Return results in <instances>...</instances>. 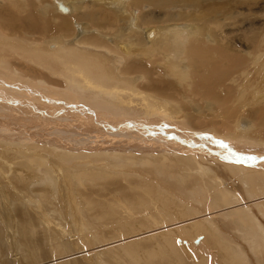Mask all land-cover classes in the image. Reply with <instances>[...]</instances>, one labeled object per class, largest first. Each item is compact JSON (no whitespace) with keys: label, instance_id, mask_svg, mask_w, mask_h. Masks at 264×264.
Listing matches in <instances>:
<instances>
[{"label":"bare ground","instance_id":"6f19581e","mask_svg":"<svg viewBox=\"0 0 264 264\" xmlns=\"http://www.w3.org/2000/svg\"><path fill=\"white\" fill-rule=\"evenodd\" d=\"M148 1L150 2V5L148 6H152V10H153V6L154 8H165L168 11V13L170 11L168 10L170 7L176 9L177 7L179 8V6H195V5L198 6L201 2V1L197 2L196 0H69V1H65V3L55 5L53 2H51V0H5V2L0 3L2 5L0 6V45H10V48L11 47L13 48V49L6 48L8 46H6L5 48L0 47V84L3 86L2 89L6 88V90H9L10 88L15 90V88H17L18 92L21 91L22 93L24 92L25 88L21 89L23 88L21 86H24L27 88L26 91L29 89L28 92L34 94L35 84H37V82L40 83V86L48 83L49 88L52 86L55 87L54 89H59V90H61L60 88L65 87L64 85L61 84H64L66 82V86L67 85L69 86L68 88H70L71 92L70 91L67 92L66 89V91L61 90L63 92L60 93L61 95L65 94V97L67 96L69 97L68 98L69 104L73 103L76 105L77 108L79 107L81 109L84 108L87 109L88 105H90V107L92 106V108L93 106H96L101 108L100 110H102V112L108 111L114 113L115 115L119 114L121 115V117L119 118H122L126 124H129V126L132 124L134 125L136 121H138L140 124L155 123L158 120L166 117V115L162 117V115L160 114L169 113L170 115H172L177 119L179 117V119L183 118L184 122L185 120L187 122H190L189 124L191 126H193L194 128H198V130H200L203 133L207 134L208 132L214 134L213 136L215 137V139L217 136L216 134L220 133L221 138H223L222 140L225 139L224 142H226L227 138L232 139L234 137L233 140H235V143L240 144L241 141V144L244 143V145H248V146L253 145V147L256 145L257 146L261 145L262 148V146H264V115H263L264 113L262 112L263 114L261 115V110L264 107V96L260 95L259 91L261 90L260 85L263 83L264 80V73L262 74V77L257 82V84L256 81L253 83V81L256 80V78L253 79L252 81L253 86H250V88L253 87L252 89L247 88L244 90V91L246 90L248 91L249 89L252 91V92L248 91L247 93L245 92V99L249 97L252 102L261 101L259 103H246L244 101L245 99L243 100L241 98L243 97V95L240 97L242 99L241 100L237 98L239 94L237 95L235 93L236 95L233 96L232 94H230V92L227 95V93L226 94L223 93L224 91L222 92L223 94L217 91L219 88L223 87L222 85L226 83L227 78L230 79V76L233 75L230 74L232 73L230 69H225L226 66L228 65H230L231 68L232 65L237 67L241 72H247L245 80L251 76L250 68L248 69L245 67L243 69L242 67L243 61H241L242 56H244L242 55V53L246 54L247 52L237 48V45H229V46L220 45L222 42L218 40H214V44L217 43L216 45L211 44L213 41L211 43L208 42L206 39V35L203 34L206 33L205 32L206 28L202 27L205 26L203 25L204 21H202L199 18L200 15H198L195 16L196 18L194 19L196 20L195 23L197 22V25L196 24L193 25L194 21H190L193 20V18L189 20L190 24L191 22H193L192 23L193 26H191L193 28L192 32L186 31L180 28L177 24H175L174 29L172 31L170 30L171 28H169L170 26L168 27L169 35L166 36L165 41H160L159 38L158 40L160 42L157 43L156 41L153 40L159 45L160 48L158 49H160L161 51L163 50L162 52V54H164L163 57L171 61V63L175 57L176 58L182 57V59L185 58L184 60L188 61V65L185 68H187L188 70L187 72L190 71L189 72L190 74L189 73L187 74L192 76L190 77L192 79V81L190 80V82H192L190 87L192 86V84L193 86L192 88L184 89L186 94L189 96L190 101L188 102L183 100L181 97V95H183L182 84L179 85L177 82H175V80H172L175 75L173 77L171 76L173 74H170L171 71L170 68L166 66H161L163 65L162 61H160L162 62L161 65L157 64L156 62L151 63L152 60H149L148 59L149 57L145 56L146 55L145 49L141 47V46L152 45L153 43L151 44L150 43L151 41L149 39L151 36L152 37L154 35L156 36V34H154L155 29L154 32L151 31L152 33L150 34L149 33L150 27L148 26L150 19L153 18L152 15L153 13L143 11L147 8L146 4L149 3H145V2ZM168 6L170 7L167 9ZM148 9L149 8H147V10ZM59 10H61V12ZM138 10H141L142 12L141 16L146 17L148 15L150 18L149 17L141 18ZM131 13H135L136 15L133 16ZM170 14H168L169 17ZM156 16L157 18L159 16V18L162 20L160 14ZM164 16L168 17L166 13ZM159 18L156 20L158 22H161ZM215 18L217 17L215 16ZM174 20H178V19L174 18ZM199 21L200 22L202 21L203 24L199 23ZM202 28H204L205 30ZM76 30L77 32L79 31L82 34L77 36ZM166 31L167 29H165V32ZM113 37L116 38L115 42H113ZM210 39L208 37V40ZM57 42L59 45L60 42L64 44V47L61 45L62 51L65 55L72 56L70 60L68 57H67L68 58L67 61H63L64 59L60 60L59 59L60 55L57 58L55 55L52 54H37V53L26 52L29 50L27 47L33 48V50L31 49V52L34 50L37 51L41 50L40 48L44 46H48L54 50L58 46V45H54ZM12 45H18V46H12ZM238 46L242 47L241 45ZM245 46L247 48V45ZM250 47L251 46H249L248 48ZM263 49L261 51L264 52ZM156 54L158 53H156L155 51V56ZM105 62L106 65L107 62H109L110 65L113 67V68L111 67L112 68L111 71L106 70ZM251 62L248 63L253 65V63ZM171 63L169 62V64ZM256 63L257 62H255L254 64ZM179 65L180 64L174 63L173 70L175 68L177 69ZM259 66L260 69L259 68L256 69ZM257 67L255 69L258 73H256V71L253 72L256 73V75L253 74L255 75L254 77H258L259 70H261L262 66L258 65ZM251 68H253V66ZM38 73L41 74V78H37L39 77ZM174 73L176 74V72ZM20 76L21 78H26L23 79L25 80V82L19 78ZM17 77L20 83H18L17 80H13V78H17ZM184 78H186V76ZM177 79L178 78H176V81ZM118 80L119 82L120 81L123 82L119 83ZM125 80H129V82ZM27 82L29 83L33 82L35 84L30 83L29 85L27 84ZM208 82L211 83V86H207ZM249 82L250 81L248 79V83ZM132 83L133 85L134 84L136 85L135 89L132 88L131 86ZM254 84H256L255 85L256 87L254 86ZM262 88H264V84ZM41 89L38 92H40ZM14 90H12V92ZM44 92H46V90ZM249 93L251 94L246 96V94ZM50 94H52V90ZM5 96L3 95L1 97H5ZM40 97H42V94H40ZM43 97H45V95H43ZM55 98L56 97H54V99ZM11 99L15 101H19L17 98L15 99L11 97ZM96 107H94V109ZM180 107L181 110H179L178 112H172L170 110V109H180ZM11 109H13V107ZM211 109L214 110V113L209 112ZM262 111H264V108ZM215 113L224 115V120H213L215 118ZM157 114H159L160 116H156ZM245 115L249 119L252 117L253 118L252 124H254L250 130L245 129L246 131L241 130L240 126H238L239 120L243 121L244 118L246 117ZM74 116H77V113ZM99 116H101V114ZM53 118L54 117H52V120ZM65 118L72 119L73 116L68 117V115H66ZM45 120L46 119H44V121ZM75 120L78 119L76 118ZM3 121H0V129H4L7 131L9 128V125L7 124L9 123H6L5 121L4 123H2ZM31 121L33 122V120ZM67 121L69 122V120ZM111 121L107 122V124L110 123ZM207 123H211V125L215 128H210V127L203 128L201 126ZM118 124H119L118 126H120V123ZM241 124L243 129V126L245 125H243L244 123ZM46 125H50L49 127L51 130L50 129L48 130L50 131V133L53 130L57 131L58 129H61L59 128L60 127L59 124L54 123L52 121H48V123L47 121H45L43 123V126ZM122 126L124 127L123 124ZM139 126H138V130L136 129L137 131L135 130L133 131L137 132L136 134L143 135V137L145 134L146 135L148 134V136L151 135L152 138L150 137V140L155 138V135H152L151 131L153 132L155 131V133L161 132L160 130L157 131L156 128H151V127L143 128ZM36 127L37 126H35V128ZM10 130H12V127ZM125 130L130 131L131 129L121 128L118 131H125ZM228 130H230V132ZM102 132L103 131H101L100 133V129H99V134H102ZM109 132L107 131L106 133L109 134ZM123 133H125L126 135V132ZM6 134H11V133H6ZM109 136L107 137H109V139H112L114 142L118 140V137H116L117 135L114 133L110 134ZM52 137L55 138L54 136ZM52 137L50 136V139H52ZM107 137L105 136L106 139ZM112 140L110 142H112ZM147 141L148 140H146V142ZM222 142L223 141H221V143ZM227 143H231L229 139L228 142H226V144ZM235 143H233L234 146L231 144L232 147L234 149L236 148L241 149V146L238 147L237 144L235 146ZM198 144H199L198 142H195L194 144L195 146L192 149L186 151L188 157H187V164H185L186 167L184 166V168L183 167L181 168L178 162L176 161L174 162L173 160H171L169 156L165 157L166 162H164V164L171 162L172 163L171 166L176 168V170L180 174V175L173 173L169 174L170 176L169 178H171L173 182H175L176 179L179 180L180 182L184 181L186 183L189 181L188 184L191 185L189 186L188 189L189 192L202 194L205 200L206 199L211 200V194L207 191L206 188L208 187V183L204 185L205 187L204 190L203 185L201 183H197L198 174L197 173L191 174V170L194 167L193 164H196L195 168L200 170V173L204 174V172L208 171L211 174V175L208 174V176L211 177L218 176L221 173L220 171H222L226 174H232V173L237 174L241 180L247 181L248 175L246 173H250L251 175H254L255 193L259 197L264 196V187L262 189L258 188L262 186V185H258V183L262 179H264V160H263L264 153L260 155H253L249 151H247L248 150L246 148L247 146H245L247 150H245L244 152L250 154V155H245L243 151H242L243 154L239 153V151H237L238 149L234 151L231 148L219 149L220 147H218L217 150H214L208 144H206L207 146L204 144L206 147V149L204 150L203 148L202 149L199 148ZM244 145L242 147H244ZM42 147L44 148L43 145L38 148H42ZM250 147L251 146H249V148ZM20 148H22L19 149L22 150L21 152L22 155L26 157L27 158L26 161L30 163L27 164L28 167L30 166L31 169H34V171L36 170L41 172L46 170L44 166L40 168L38 166L41 159L45 160L44 157L45 150H40V149L38 150L37 148L34 149L35 148L34 147L33 151H29L30 148L24 146ZM52 148L53 150H56L58 147L53 146ZM114 148H115V144H114ZM49 150L48 152L52 153V151ZM253 150L255 151V149ZM12 151L3 150L2 153H5V155L0 156V169L4 170L7 176L17 173L18 169H21L24 164L23 162L18 164L10 163V157L13 155ZM15 151L17 152V150ZM113 155L114 154H106L105 156H107L106 158H112ZM51 156L52 155L50 154V156L48 157L50 158ZM154 157L151 159L152 162L160 163V161H156ZM257 158H261L262 161ZM192 159H194L195 161H192ZM108 161L109 162L107 164V167L111 166L113 168L116 166V164L120 167L127 166L125 162L118 157L113 158L112 161L111 159ZM9 163L11 166H9ZM146 165H147L146 157L138 156L137 166L144 167ZM82 168H84V166ZM86 170L83 171L82 169L81 171L80 169L76 171L75 170L68 171L67 176L71 175L72 180L67 179L66 187L70 189L68 193L71 199H73L75 192L80 196L83 194L84 196H86L87 199L83 198L82 200H86L89 202V204H92L95 208H97L95 209L96 211L103 212L105 210H108V205L103 206L104 198L109 192H111L114 189H117V191L113 193L117 206H123L129 201L132 202L134 201L135 203H137L138 205H135L136 208L140 206V204L137 201V197L135 193H132L126 186L119 188L120 181L118 179L109 180L106 177L97 178L96 174H100L102 172H91ZM81 172H86L85 175L89 178L90 181L89 184L92 186V188H89V184L82 185L81 187L78 184H76V177ZM22 174L18 173L15 181L12 183L15 184L16 186L18 185L21 187H24V185H28V187L35 185L33 183L35 178L30 177L33 175H29V173L26 172H25V176H23ZM35 183L44 185L45 181L40 180V181H36ZM193 184L194 186H192ZM75 186H77V188H75ZM80 188L82 190V194L79 191ZM233 188L239 190L238 186L234 185ZM215 189L219 190L218 187H215ZM167 192L170 194V196L166 197L165 199L172 201L173 202L172 207H173L174 205H176V201L179 200V197L181 198V193L179 192L178 188H172V187L169 188ZM48 194L49 191L47 189L38 191V195H36V198L37 199L40 198V199L38 202H35V204L38 203L39 204L35 208L29 209L27 211L29 218L28 223L32 225V227L29 228L28 230H26L25 228V223H24L25 218L23 213L21 212L20 209L21 206L17 204L16 200L12 201L14 213L18 218L21 226L26 231L25 239L23 240V245L25 247H19L23 252V254H21L14 247V243L16 242L9 241L8 243H6L4 240L0 238V264H9V262H11L10 264H16L12 260V257L23 259L25 261V264H86V263L94 264V256L89 257L87 254L88 250H94L95 254L100 257H105L111 255V252H116L124 258V262H126L127 264H158L157 260L160 262V264L162 263L164 264V262L166 264H170L172 259L178 261L179 264H200L199 262H201L202 264H223L222 262H220L219 251L217 247L216 248L210 247L211 249L209 248L207 252L203 253L205 251L204 249H206L204 248L203 249L204 251L201 250L202 251V252L200 251L201 253L196 254L195 253L196 246L195 247L193 246L194 245L193 241L196 240L195 237L198 235H202L204 231L203 227L199 223H201L203 220H206L208 222L206 226L207 229L209 228V225H212V221L214 219L211 217L214 216L211 212L203 211V213H201L198 210H196L197 213H195L193 216H188L192 220L191 226L198 230L196 235L191 236L192 239L191 242L189 239H187V235L190 234L188 232L189 226L186 223V221L183 220L182 217L180 218V214L178 217L174 213V211H171V208H166L162 210L157 209L156 211H148L142 207V210H146L145 216L141 218L139 214H136L137 217H133L132 220H130V222L138 223L140 226L148 228V233L150 234V240L153 241V239H155L156 240L155 245H157V247L153 246L154 244L150 242L149 239L140 240L139 238H135V239H131L129 242H125L124 238L120 235L117 229L109 228L107 234L109 235L113 243L109 245V247L106 248L104 251H102L101 254H97L96 252L98 250L95 244L96 239L89 231L85 229H81V231L86 234V237L82 238V242H83L82 244L75 242L74 239L65 240L64 237L65 235L68 234V231H62L60 235H61V240L64 242L63 243L57 239L58 237L55 239L56 236H54V233L50 236V239H48L45 231L40 230L38 226L33 222L34 218L43 216L44 210L42 203L50 202L51 200L50 199L51 197ZM5 196L11 199L13 197V191L8 190L5 193ZM218 196L222 197L223 201L225 202L220 204L218 209L226 211V213H233V209L230 207V202H231L230 197L227 196L225 193H220L218 194ZM74 198H76V196ZM242 200L243 203H246L247 205L249 204V201L245 196L242 198ZM250 201L254 202L255 199L250 198ZM76 206H79L80 208L79 211L74 208ZM73 208H74V213H73L74 218L82 220L81 203L73 202ZM199 214L201 215V217ZM188 215L190 214L188 213ZM126 219L128 218L126 217ZM110 221L111 218H106L105 224L107 226H110ZM138 221H140V223ZM81 224L85 225L84 221H81ZM210 228L212 227L210 226ZM210 233L211 234L207 233V235H209L207 236L208 238H210V235L213 236L214 234V232H210ZM247 234L249 235V239L252 241V244L254 246H258L259 243L263 241V238L259 234L257 235L255 230L249 229L247 231ZM65 241L69 243V245H67ZM233 242L236 244L234 240ZM212 244L210 242V245L214 246ZM197 246L200 247V245ZM202 247L205 246L204 245L201 246V249ZM194 248L195 250H193ZM80 251L83 252V255L78 254V253L80 254L82 253ZM140 251H143L144 254H146L145 258L140 256L139 254L141 253ZM9 257H11L10 260ZM225 264H232V263H230L228 260L226 261Z\"/></svg>","mask_w":264,"mask_h":264},{"label":"rangeland","instance_id":"374dc122","mask_svg":"<svg viewBox=\"0 0 264 264\" xmlns=\"http://www.w3.org/2000/svg\"><path fill=\"white\" fill-rule=\"evenodd\" d=\"M61 1H63V2H61ZM65 1H69V0H60V1L59 0H51V2H53L55 5L65 3ZM196 1L197 2L201 1L198 6H196V5L195 6H179V8L177 7L176 9L168 6L167 9L170 7L168 9V10H170L169 13L165 8H154V6H153V10H152V6H148V5H150V2L149 1L145 2V3H149V4H146L147 8H149V9L147 10V8L144 7L146 9L143 11L153 13L152 14L153 18L150 19V22L148 25L150 27L149 33L151 34L152 32H154V29H155L154 34H156V36L155 35L153 37L151 36L149 39L151 41L150 43L151 44L153 43L152 45L141 46V47H143V49H145V52H146L145 56L149 57L148 58L149 60H152L151 63L156 62L157 64L161 65L163 62V65H161V66H166V67L170 68V70H171V71L169 70L170 74H173L171 76L173 77L175 75L174 76L175 78L173 77L172 80H175V82H177L179 85L182 84V92H183V95H181L182 99L189 102L190 98L186 94V92L184 91L185 88H192V86H193V84H192V86L190 87V85L192 83V82H190V80L192 81V79L190 78L192 76L189 75L190 71L187 72L188 70H187V68H185L188 65V61L184 60L185 58L182 59V57L181 58L175 57L176 59L175 58L173 59V61H175V62L172 61V63H171V61H169L168 59L163 57L164 56V54H162L163 50L161 51L160 49H158L160 47L157 43L160 41H165L166 36L169 35L168 29L171 28L170 30L172 31L174 29L175 24H177L180 28H182L186 31L192 32L193 28L191 26H193L194 24L197 25V22L195 23L196 20H194L196 18L195 16L200 15L199 18L202 21H204L203 22L204 24L202 23V21L201 22L199 21V23H202L203 25H205V26H202V25L201 26L206 28V30L204 28H202V29H204L206 32L203 34L206 35V39L208 42L211 43L213 41L211 44L216 45L217 43L214 44V40H218V41L222 42L220 45H228V46L229 45H237V48L242 49V50L247 52L246 54L242 53V55H244V56H242L241 61H243L242 62L243 69L245 67L248 69L250 68L251 76L245 80L247 72H241L237 67L232 65V68H231V66L228 65V66H226L225 69H230V71L232 72L230 74H233V75L230 76V79L227 78L226 83L224 82L225 84L222 85L223 87H221L217 90L221 93L224 91L223 93H225V94L227 93V95L229 92L233 96H235L236 94L237 95L239 94L237 98L238 99L242 98L244 100L245 99V92L246 93L248 91L252 92L249 89H248V91L247 90L244 91V90L247 88H250V86H253V83L255 81L257 84V82L261 79L262 74L264 73V52L261 51L264 47V0H208V2H207V0H196ZM3 2H5V0H0V3H3ZM0 6H2V5L0 4ZM133 8H134V6H133ZM59 11L61 12V10H59ZM138 11H139L141 18L149 17L148 15L146 17L141 16V14H142L141 10H138ZM170 12H171V14H170ZM163 13H164V15L166 13L167 16H168V14H170V17L169 16L165 17L163 15ZM131 14L133 16L136 15L135 13H131ZM159 14L161 15V18H162V20H161L158 16V18L160 19L161 22H158L156 20V19H158L156 15H159ZM215 16L217 18H215ZM202 17H203V19H202ZM169 18H171V19H169ZM174 18H177L178 20H174ZM192 18H193V20H190ZM189 20L194 21V23L191 22V24H190ZM205 21L208 22V25H207V22H205ZM187 22H188V24H187ZM220 22H222V23H220ZM192 23H193V25H192ZM126 28H127V26H126ZM165 29H167L166 32H165ZM48 31H51V30H48ZM162 31H164V32H162ZM201 31H203V30H201ZM76 32H77V30H76ZM80 34H82V33H80L79 31L76 33L77 36H79ZM208 37H209V39L210 38L211 39L208 40ZM153 40L156 41L157 43L154 42ZM115 41H116V38L113 37V42H115ZM54 45H58L56 47V49H54V50L48 46H44V47H42L44 49L40 48L41 50H38V51L34 50L31 52V49L33 50V48L27 47L29 50L26 52L37 53V54H52V55H55L57 58L60 55L59 59L60 60L64 59L63 61H67L68 58H69V60L72 58L71 55H65L63 53V51H62V46L64 47L63 43L60 42V45H59L57 42ZM238 45H241L242 47H239ZM245 45H247V48ZM6 46H8V47H6ZM12 46H18V45H12ZM148 46H150V47H148ZM249 46H251V47L248 48ZM0 47L1 48L6 47L9 49H13L12 47L10 48V45H0ZM259 48H261V49H259ZM155 51H156V53H158V54H156L157 57L155 56ZM181 54H182V52H181ZM261 55H262V57H261ZM61 57H64V58H61ZM158 58H160V59H158ZM259 58H260V60H259ZM176 60H177V62H176ZM160 61H162V62H160ZM169 62L171 64H169ZM248 62L253 63V65L249 64ZM255 62H257L258 64L257 63L254 64ZM174 63L180 64L177 69L175 68L176 70L175 69L173 70V64ZM171 65H172V67H171ZM254 65H257V66L261 65L262 66L261 70H259L258 77H254V76L256 75V73H258L256 71V69H258V68L260 69V66L257 67ZM252 66H253V68H251ZM111 67L112 66L110 65L109 62H107V65L105 62L106 70L111 71V69L113 68V67L112 68ZM172 70L174 72H176V74ZM180 70H182V71H180ZM184 71L186 72V74ZM255 71H256V73H253ZM187 73H189V74H187ZM253 74H255V75H253ZM38 75H39V77H37V78H41V74L38 73ZM185 76H186V78H184ZM19 78L22 80L26 79V78H21V76ZM176 78H178L177 81H176ZM254 78H256V80L253 81ZM248 79L250 81L249 82L250 84L248 83ZM13 80L18 81V77L13 78ZM119 80H118V82H119ZM179 80L182 81L183 83L180 82ZM23 81L25 82V80H23ZM40 81H43V80H40ZM125 81L129 82V80H125ZM252 81H253V83H252ZM121 82H123V81H120L119 83H121ZM18 83H20V82L18 81ZM30 83L35 84L33 82H30ZM30 83L27 82V84H29V85H30ZM251 83H252V85H251ZM247 84H249V85H247ZM256 84H254V86ZM263 84H264V80H263V83L261 84L262 87H263ZM36 85L37 86L39 85V86L37 87ZM45 85L48 87V90H47V87ZM61 85H64L66 87L65 88L62 86L64 89L60 88L61 90L66 91V89H67V92L70 91V88H68L69 86L68 85L66 86V82L64 84H61ZM261 85H260L261 90L259 91V94L264 96V88H262ZM131 86L134 89L136 88V85L135 84L133 85V83L131 84ZM207 86H211V83L208 82ZM21 87H23L21 89L25 88L24 92H22L24 95L21 93V91L18 92L17 88H15V90L10 89V88H9V90H6V88L2 89L3 88L2 85L0 86V95L1 96H3V95L7 96V97L6 96L5 97L0 96V102H1L0 103V113L3 112L0 114V121L4 120L6 123H9V124H7V125H9V128L7 131L4 129H0V156L5 155V153H2L3 150H7V151L8 150H10V151L14 150V151H12L13 155L10 157V163H14V164H18V163H22V162L24 163L22 168L18 169L17 173H14L10 176H7L6 173L4 172V170L0 169V238L2 240H4L6 243H8L9 241L16 242V243H14V247L21 254H23V252L19 247H25L23 245V240L25 239L26 231L21 226L18 218L16 217V215L14 213L12 201L16 200L17 204L19 206H21L20 209H21V212L23 213L24 218H25V220H24L25 228H26V230H28L29 228L32 227V225L28 223L29 218H28L27 211L29 209L35 208L39 204V203L35 204V202H38L40 199V198L39 199L36 198V195H38V191L43 190V189H47L49 191L48 195L51 197L50 198L51 200H50V202H43L42 203L43 210H44L43 216L38 217V218H34L33 222L38 226V228L40 230L45 231L48 239H50V236L54 233V236H56L55 239L58 237L57 239L59 241L63 242L61 240L60 234L62 231H68V234L65 235V237H64L65 240L74 239L75 242L82 244L83 243L82 238L86 237V234L84 232H82L81 229H85V230L89 231L95 237V239H96L95 244H96V247L98 250L96 253L101 254L102 251H104L106 248L109 247V245H111L113 243L111 238L107 234V231L109 228L117 229L119 231L120 235L124 238L125 242H129L131 239H135V238H139L140 240L141 239H144V240L149 239L150 240V234L148 233V228L142 227L138 223H131L130 220H132L133 217H137L136 214H139V216L141 218H143L145 216L146 210L156 211L157 209L162 210V209H166V208H171V211H174V213L178 217L180 214V218L182 217L183 220L186 221V223L188 224V226H189L188 232L190 234L187 235V239H189L192 242L191 236L196 235L198 230L191 226L192 220L188 216H193L195 213H197L196 210H198L201 213H203V211H207V212H211L213 214L214 217H211V218H213L214 220L212 221V225H209V228H208L209 230L206 228L207 223H208L206 220H203L201 223H199L203 227L204 231H203V234L201 233L202 235L196 236L195 237L196 240L193 241V244H194L193 246L194 247L196 246L195 247L196 250H195V248L193 250H195L196 254L201 253L204 250L205 251L203 253H205L208 251V249L210 247L211 248L217 247V249L219 251L220 262H222L223 264H225L226 261H228V260L232 264H264V205H263L264 204V196L259 197L254 191V189H255L254 175H251L250 173H246L248 175L247 176L248 179H247V181H243L238 177L237 174H233V173L232 174H226V173L219 170L221 173L218 176L211 177V176H208V174H210L208 171L204 172V174L200 173V170L195 168L196 164H193L194 167L191 170V174H194V173L198 174L197 175V178H198L197 183H201L203 185V187H204V185H206V183H208V187H206V188H207V191L211 194V200H207V199L205 200L204 197L202 196V194H196V193H192V192L188 191L189 186H191L188 184L189 181L186 183L184 181L180 182L179 180L176 179L175 182H173L172 179L169 178L170 177L169 174L170 173L177 174V175H180V174L176 170V168L171 166V164H172L171 162L164 164V162H166L165 157L169 156L171 158V160H173L174 162L175 161L178 162L181 168L182 167L184 168V166L186 167L185 164H187V157H188V154L186 153V151H188L189 149H192L195 146L194 145L195 142H198L199 148H201V149L203 148L204 150L206 149L205 145L208 144L214 150H217L218 147H220L219 149L231 148L234 151L238 149L237 151H239V153H241V154H243V152L248 149L247 151H249L253 155H260V154L264 153V148H263L264 146H262V148H261V145L260 146L256 145L254 147H253V145H249V146H251L249 148V146L244 145L243 142H242L243 144H241V141H240V144L235 143V140H233L234 137L232 139L227 138L226 142H228V139H229V141L231 143L226 144V142H224L225 139L222 140L223 138H221L220 133L216 134L217 136L215 139V137L213 136L214 134H211L208 132H207V134L203 133L200 130H198V128H194L193 126H191L189 124L190 122H187L186 120L184 122L183 118L179 119V117H178V119H177V118L173 117L172 115H170L169 113L160 114V115H162V117L165 115H166V117L158 120L155 123H151V124L141 123L140 124L138 121H136L134 123V125L132 124L129 126V124H126L122 118H119V117H121V115H119V114L115 115L114 113H111L108 111H103L104 112L103 113L102 110H100L101 108L96 107V106H93V108H92V106L90 107V105H88L87 107L89 109L88 108L87 109H85V108L81 109L79 107L77 108L76 105L73 103L69 104V100H68L69 97L68 96L65 97V94L61 95V93L63 91H61L59 89H54L55 87L51 86L52 88L51 87L49 88L48 83L40 86V83L37 82V84H35L34 94L29 93L28 92L29 89L26 91V89H27L26 87H24V86H21ZM59 87H61V86H59ZM241 87H242V89H241ZM244 87H246V88H244ZM252 88H250V89H252ZM40 89L42 92L41 91L38 92ZM50 89L52 90V94H50V92H51ZM240 89H241V91H240ZM12 90H14V91L12 92ZM45 90H46V92L47 91L48 92L47 93L44 92ZM43 92H44V94H43ZM40 94H42V97H40ZM48 94H50L53 97H51ZM250 94L251 93L246 94V96H248ZM35 95H37V96H35ZM43 95H45V97H43ZM63 95H64V97H63ZM242 95H243V97H241ZM49 96H50V98H49ZM11 97H13L15 99L17 98L19 101H15V100L11 99ZM54 97H56L55 98L56 100L54 99ZM252 99H254V98H252ZM244 101L246 103H259V102H261V101L252 102L249 97H247ZM34 103H35V105H34ZM54 104H56V105H54ZM5 106H7V107H5ZM12 107H13V109H11ZM94 107H96V108L94 109ZM263 108H262V110H263ZM55 109H57V110H55ZM96 109H98V110H96ZM170 110L172 112H178L179 110H181V107H180V109H170ZM262 110H261V115L264 113V111H262ZM90 112L93 114L95 113V114L93 115ZM209 112L214 113V110L211 109ZM76 113H77V116H74V115H76ZM99 113L101 114V116H99L100 115ZM111 114L115 117H113ZM66 115H68V117L73 116V118L72 119L71 118H69V119L65 118ZM69 115H71V116H69ZM160 115L157 114L156 116H160ZM32 116H34V117H32ZM43 116H45V117H43ZM63 116H65V117H63ZM116 116H118V117H116ZM27 117H28V119H27ZM52 117H54L53 120H52ZM76 118L78 120H75ZM84 118L85 119L88 118V119L85 120ZM101 118H103V119H101ZM171 118H173V119H171ZM26 119H27V121H26ZM44 119H46L45 121H47V123H48V121H52L54 123L59 124L60 125L59 128H61V129H58L57 131L52 129L53 131H51V133H50V131H48V130L50 129L49 126L52 124L43 126V123L45 122ZM63 119H64V121H63ZM65 119H66V121H65ZM31 120H33V122ZM67 120H69L70 123ZM176 120H178V121H176ZM213 120H224V115L219 114V113H215V118ZM248 120H249V122H248ZM4 121L2 123H4ZM109 121H111V122L107 124V122H109ZM113 121H114V123H113ZM243 121L239 120V123H238L239 124L238 126H240L241 130H244V131L250 130L251 127L254 125V124H252L253 123L252 117L249 119L246 116ZM65 123L68 125H66ZM100 123H103V124H100ZM118 123H120V126H118L119 125ZM241 123H244L243 125H245V126H243V129H242ZM122 124L124 125V127L122 126ZM82 125H84V126H82ZM125 125H127V126H125ZM35 126H37V127L35 128ZM138 126L143 127V128H148V127L156 128L157 131L160 130L161 132H158L159 134L157 132L155 133V131L154 132L151 131L152 135H155L156 139L157 138H160V139L156 140L154 138V139L150 140V137L152 138L151 135L148 136V134L147 135L145 134L143 137V135L136 134L137 132H135V131L138 130ZM201 126L203 128H206V127L215 128L211 125V123H207V124H204ZM11 127H12V130H10ZM45 127H46V129H45ZM98 128L100 129V133H101V131H103L102 134H99ZM121 128L122 129H131L132 131L131 130L130 131H127V130L118 131ZM37 129H38V131H37ZM44 130H46V131H44ZM111 130H113V131H111ZM133 130H135V131H133ZM97 131H98L99 135L97 134ZM107 131L108 132L110 131L109 134L106 133ZM228 131L230 132V130H228ZM27 132H29V133H27ZM118 132H119V134H118ZM123 132H126V135ZM6 133H11V134H6ZM103 133H104V136H103ZM113 133L117 135L116 137H118V140H116L115 142L112 139H109V137H110L109 135L113 134ZM121 133H123V134H121ZM12 134H14V135H12ZM45 135H47V136L50 135L51 137L54 136L55 138L52 137V139H50V136L47 137ZM122 135H123V137H122ZM105 136L106 137L109 136V137H107V139H106ZM45 137H47V138H45ZM139 137H141V138H139ZM184 137H185V139H184ZM224 137H225V135H224ZM100 138H103V139H100ZM138 138H139V140H138ZM145 139L148 141L146 142ZM179 139H181V140H179ZM111 140L115 144V148H114V144L112 142H110ZM239 140H238V142H239ZM152 141H153V143H152ZM221 141H223V142L221 143ZM148 142L151 144H149ZM145 143H147V144H145ZM154 143H156V144H154ZM233 143H235V146H236V144L238 147L241 146V149H239V148L234 149L232 147V145L234 146ZM52 144H54V145H52ZM39 145H41V146L43 145L44 148L43 147L38 148V147H41ZM152 145H154V146H152ZM175 145H177V146H175ZM201 145H202V147H201ZM243 145H244V147H242ZM23 146L29 147L30 148L29 151H33L34 147H35L34 149L37 148L38 150L39 149L45 150L44 151L45 160L41 159L40 163L38 164L39 168L44 166L46 168L45 171H41V172L36 171V170L34 171V169H31L30 166L28 167L27 164H30V163H28L26 161L27 158L22 155V153H21L22 150H19V149H22L20 147H23ZM53 146H57L58 148L56 150H53V148H52ZM171 146H172V148H171ZM245 146H247L246 147L247 149L245 148ZM49 149L52 151V153L48 152ZM253 149H255V151ZM15 150H17V152ZM252 150L255 152V154ZM14 153H16V154H14ZM244 153L247 155H250L247 152H244ZM50 154L52 156L49 158L48 156H50ZM106 154H114L115 156L113 155L112 158H106L107 157V156H105ZM138 156L146 157V161H147L146 166H144V167L137 166ZM116 157L121 158L127 166L120 167L116 164V166L113 168L111 166L107 167V164L109 162L108 160L111 159V161H112V159L116 158ZM153 157L155 158L156 161H160V163L152 162L151 159ZM158 159H161V160H158ZM257 159L261 160V158H257ZM192 161H195V160L192 159ZM10 163H9V166H11ZM83 166L85 169L82 168ZM80 169H81V171H82V169H83V171L88 169L86 171L102 172L100 174H96L97 178L106 177L109 180L118 179L120 181L119 188L126 186L132 193H135L136 197H137V201L140 204V206H138L136 208L135 205H138V204L135 203L134 201L133 202L129 201L123 206H117L116 200L113 196V193L116 192L117 189H114L111 192H109L106 195V197L104 198L103 206L108 205V210H105L103 212L96 211L95 209H97V208H95L92 204H89V202L86 200H82L83 198L84 199H87V198H86V196H84L82 194L81 188L79 191L81 192L82 195L80 196L74 191L75 192L74 197L76 196V198L73 197V199H71V197L69 196V193H68V191L70 189L67 188L66 185H67V179L72 180V176L71 175L67 176V173H68V171H74V170L76 171V170H80ZM21 171L23 174L21 173ZM24 171L26 173H29V175H33L30 177L35 178L34 182H33L35 185H32L31 187H28V185H24V187H21L18 185L16 186L15 184L12 183L15 181L18 173L25 176ZM85 173L86 172H81L76 177V184H78L80 187L82 185H85V184L88 185L90 183L89 178L85 175ZM40 180H44L45 184L42 185V184L35 183L36 181H40ZM234 185L238 186L239 190H236L235 188H233ZM258 185H262V186L258 187V188L262 189L264 187V179H262L258 183ZM192 186H194V184ZM171 187L172 188H178L179 192L181 193V198L179 197V200L176 201L177 206L174 205L173 207H172L173 202L165 199L166 197L170 196V194L167 192V190ZM215 187H218L219 190H216ZM75 188H77V186H75ZM89 188H92V186L90 184H89ZM8 190L13 191V197L11 199L7 198L5 196V193ZM204 190H205V187H204ZM164 192H165V194H164ZM220 193H225L227 196L230 197V199H231L230 207L233 209V213H226V211L218 209L220 204L225 203L223 201L222 197L218 196V194H220ZM244 196L249 201L248 205L246 203H243L242 198ZM250 198H254L255 201L251 202ZM26 201H27V203H26ZM73 202L74 203H81V205H82V220L74 218V216H73L74 208L78 211L80 208H79V206H76L73 208ZM142 207L146 210H142ZM188 213L190 215H188ZM105 214H108V215H105ZM186 214H187V216H186ZM126 217L128 219H126ZM200 217H201V215H200ZM106 218H111L110 226H107L105 224ZM81 221H84L85 225L81 224ZM138 222L140 223V221H138ZM161 224H162V222H161ZM210 226L212 228H210ZM249 229L255 230L257 235L259 234L263 238V241H261L258 246H254L252 244V241L249 239V235L247 234V231ZM206 231H208V232H206ZM55 232H58V233H55ZM210 232H214V234H213V236L210 235V238H208L207 236H209V235H207V233L211 234ZM204 234H205V236H204ZM233 240L236 242V244L233 242ZM155 241H156L155 239H153V241L150 240V242H152L154 244L153 246L157 247V245H155V243H156ZM210 242H211V244L213 243L212 245H214V246H211ZM66 244L69 245V243H67V242H66ZM201 244H203L205 246V247H202V249H201V246H203V245H201ZM197 245H200V247H198ZM207 246H208V248H207ZM198 248H199V251H198ZM204 248H206V249H204ZM80 252H82V251H80ZM140 252H141V253H139L140 256L145 258L146 254H144L143 251H140ZM78 254L83 255V252L81 254L80 253H78ZM87 254L89 257L94 256V264H103V263L104 264H112V263H114V264H127L126 262H124V258L116 252H111V255H108L105 257L97 256L95 254L94 250H88ZM10 259H11V257H9V260ZM12 260L16 264H25V261L23 259H19L17 257H15V258L12 257ZM10 263L11 262H9V264ZM157 263L160 264V262L158 260H157ZM199 263L202 264L201 262H199ZM164 264H166V263L164 262ZM170 264H179V263H178V261L172 259Z\"/></svg>","mask_w":264,"mask_h":264}]
</instances>
